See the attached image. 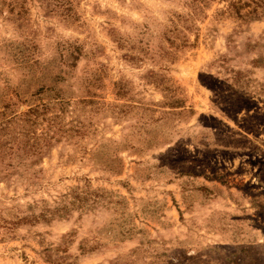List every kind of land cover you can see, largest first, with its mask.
I'll return each mask as SVG.
<instances>
[{
  "label": "rangeland",
  "instance_id": "rangeland-1",
  "mask_svg": "<svg viewBox=\"0 0 264 264\" xmlns=\"http://www.w3.org/2000/svg\"><path fill=\"white\" fill-rule=\"evenodd\" d=\"M0 264H264V0H0Z\"/></svg>",
  "mask_w": 264,
  "mask_h": 264
}]
</instances>
